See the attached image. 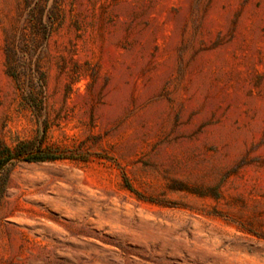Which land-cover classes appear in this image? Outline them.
<instances>
[{"label":"rangeland","instance_id":"1","mask_svg":"<svg viewBox=\"0 0 264 264\" xmlns=\"http://www.w3.org/2000/svg\"><path fill=\"white\" fill-rule=\"evenodd\" d=\"M4 148L0 264H264V0H0Z\"/></svg>","mask_w":264,"mask_h":264},{"label":"trees","instance_id":"2","mask_svg":"<svg viewBox=\"0 0 264 264\" xmlns=\"http://www.w3.org/2000/svg\"><path fill=\"white\" fill-rule=\"evenodd\" d=\"M18 153L12 152L4 148L2 152H0V168L6 163L7 160H9L11 157L16 155ZM59 158L57 155L50 153V151L40 149L37 152L34 153H28L25 157L26 160L29 161H41V160H48V159H57Z\"/></svg>","mask_w":264,"mask_h":264},{"label":"bare ground","instance_id":"3","mask_svg":"<svg viewBox=\"0 0 264 264\" xmlns=\"http://www.w3.org/2000/svg\"><path fill=\"white\" fill-rule=\"evenodd\" d=\"M50 200V199H49ZM54 200H56V199H54ZM56 203V202H55ZM53 204V203H52Z\"/></svg>","mask_w":264,"mask_h":264}]
</instances>
